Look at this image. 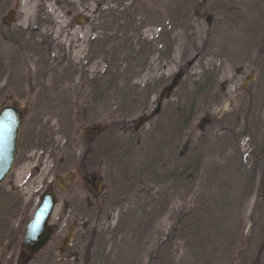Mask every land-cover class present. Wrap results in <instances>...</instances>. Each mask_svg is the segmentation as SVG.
<instances>
[{"label": "rangeland", "instance_id": "374dc122", "mask_svg": "<svg viewBox=\"0 0 264 264\" xmlns=\"http://www.w3.org/2000/svg\"><path fill=\"white\" fill-rule=\"evenodd\" d=\"M0 4V29L1 18L19 4L11 29L29 33L36 26L35 43L45 44L20 50L18 70L10 72L6 94L30 105L14 169L0 186V264H264V0ZM107 38L115 39L114 46L93 54L91 47ZM143 42L152 44L150 52L135 56ZM7 47L0 38V81L9 72ZM106 70H112L109 78L102 76ZM180 71L179 85L154 115ZM206 71L215 81L181 137L179 113L172 112L176 166L188 160L180 153L189 147L192 155L202 145L198 173H188L183 183L148 174L138 184L141 161L152 163L161 142L163 113L173 104L178 108ZM93 79L99 87L112 80L117 88L95 101ZM124 92L132 107L126 116L120 112ZM2 93L0 108L7 96ZM250 108L259 112L249 123L250 129L259 124V133L246 124ZM146 116L149 122L136 130ZM68 173L76 175L78 189H57L56 234L27 262L21 247L26 227L20 224L31 220L49 183ZM88 173L103 178L96 199L81 181Z\"/></svg>", "mask_w": 264, "mask_h": 264}, {"label": "trees", "instance_id": "16d2710c", "mask_svg": "<svg viewBox=\"0 0 264 264\" xmlns=\"http://www.w3.org/2000/svg\"><path fill=\"white\" fill-rule=\"evenodd\" d=\"M107 35V34H106ZM115 43V39H109L107 38L106 41L103 42H98L97 46H93L91 47V51L92 52H103L106 51L107 48L112 45L114 46ZM41 46L44 45V43L40 44ZM139 47L140 50L139 52H137L138 55L135 56H139V54L144 55L148 52H150V49L152 48V44H146V43H139ZM126 48V46H125ZM114 49V48H113ZM125 52V51H124ZM130 53L133 52L132 50L129 51ZM264 58V52L261 56V59ZM260 59V57H259ZM110 68V65L109 67ZM109 70V69H108ZM106 70L104 74H102V76H106V78H109L110 76V71ZM114 71L118 72V69H116L114 67ZM263 71V70H262ZM117 74V73H116ZM108 76V77H107ZM214 78L215 81V76H212V73L209 71H206L202 76L201 79L198 81V83H196L191 91V95L188 96L185 95L179 98V100L181 101L180 106L178 108L175 107V105H171L172 109H170L171 111H166L165 113H163L164 119H163V124L161 123V127H160V131L159 133L161 134V137L159 138L161 142H159V146L158 148H156L153 151V156H155V159L153 160V162H147V161H141V172L139 173V179L137 182L138 184L142 183V180L144 178V176H148L151 175L153 176V178L156 180H158L159 175H162L163 179L165 181H167V179L169 180H176V178H179V180L181 181V183L184 182V180L188 181L189 178H187V174L188 173H192V174H196L198 173L199 170V164H200V159L201 157V152L203 151L204 147L202 145L200 146H196L195 147V151L192 155H188L189 153V147L186 150V153H180V155L182 156H186L188 158L187 161H185L183 164L181 163V161L178 163V167L176 166V163L180 160L178 159V156L175 155V145L174 144V135H173V127L176 124L175 123V117H172V112L173 113H179V129L180 131H178V133L180 134V137L183 133L184 130H186L190 124L192 123V121L194 120L195 116H196V106H197V101L200 97L206 95L209 93V83H212V79ZM113 81H108L106 82L107 85L105 86H97L96 82H93V86H92V91L95 94V101H100L102 103L103 101V96H108V94L110 93L111 88L115 87L117 85V83L115 82L116 85L112 84ZM117 88V86H116ZM122 100H121V105H120V112L121 114L126 116V113L132 111V107H129V103L127 101V99H129L130 97L127 96V94L124 92L122 94ZM264 98V97H263ZM259 102V100L255 102V105H257V103ZM264 105V103H263ZM174 108V111H173ZM261 108V105H260ZM256 111V112H255ZM248 113V114H247ZM259 113V112H258ZM257 110H254V108H250V110L248 109L245 114H247L246 116V124H249L251 122H254L255 119H258L257 117ZM169 114V115H168ZM256 115V117H255ZM173 118V120H172ZM169 124V128L167 127ZM245 124V125H246ZM167 125V126H166ZM260 125L258 124V128L256 129H250V124H249V130L250 132H254L257 130V132L259 133V127ZM169 129V134H168V130ZM247 129V128H246ZM249 130H245L247 133H249ZM250 134V133H249ZM253 137V136H252ZM205 143V142H204ZM182 164V165H181ZM158 167L160 168L161 171H158ZM140 168V169H141ZM179 171L180 174H177ZM171 181V182H172ZM144 182V181H143ZM8 196V195H7ZM15 195L9 196L8 198L10 199H14ZM18 205L21 209L22 207V203L21 201H18ZM29 220L26 219L24 222H22L20 224V226L22 227V230L27 226ZM24 232V231H23Z\"/></svg>", "mask_w": 264, "mask_h": 264}, {"label": "water", "instance_id": "95a60500", "mask_svg": "<svg viewBox=\"0 0 264 264\" xmlns=\"http://www.w3.org/2000/svg\"><path fill=\"white\" fill-rule=\"evenodd\" d=\"M105 1V0H103ZM17 6L15 10H17ZM14 11L12 12L13 15ZM83 19V22L87 23L88 20L78 16V20ZM182 72L180 71L172 80L169 86H167L159 97L157 102V110L154 115L159 112V108L162 102L169 98L174 89L179 85ZM249 79L246 80L248 82ZM24 112L14 107L5 108L0 112V185L5 182L7 177L13 170V166L18 154V136L22 126ZM151 117H140L137 121L136 129L142 124L149 122ZM95 129H100V125L96 124ZM101 192V191H97ZM57 201L52 194H44L40 203L34 212V215L26 228V233L23 237L22 246L29 251L31 255L38 254L44 249L50 242L54 230L50 227V219L53 215ZM71 235H69L70 237ZM68 237V239H69ZM67 243H65L64 248ZM24 256V255H23ZM28 255L27 260H30Z\"/></svg>", "mask_w": 264, "mask_h": 264}, {"label": "flooded vegetation", "instance_id": "af4514ba", "mask_svg": "<svg viewBox=\"0 0 264 264\" xmlns=\"http://www.w3.org/2000/svg\"><path fill=\"white\" fill-rule=\"evenodd\" d=\"M17 1L18 0H15V2H17ZM1 3H2V1H1ZM0 5H1L0 6V13H3L2 12L3 11V8H2L3 5L2 4H0ZM14 8L11 11H9L8 14L4 15L1 18V28H3V30L0 29V38H1L3 43L7 44V46H8L7 48L8 49H10L9 47L12 48V50H7L5 55H4V58L7 59L6 63L9 65V72L7 73L6 76L5 75L3 76L1 74L2 80L0 81V84H4V87H2V89H0V92L3 91L2 94H6L7 92H9L8 89L10 88L9 87L10 84H11L10 79L12 77V75H10L11 69H14L13 71H17L18 70V68L16 67L17 66L16 64H18L17 63V61H18L17 60V53L20 52V50L24 51V50L30 49L32 47L35 48V49L36 48L39 49L40 47L44 48L43 46L40 45L41 43H35V39L39 40V39L36 38L37 35H38V33H36V31H35V30H37L36 26H35V28H32L33 31L31 30V31H29V33L28 32L26 33L25 31L21 32L19 29H16V30L15 29L14 30L11 29L12 25L14 24V19H15V16H16V12H14L13 15H12V12L14 11ZM28 34H30V35H28ZM31 34H33L34 36L32 37ZM35 34H36V36H35ZM25 38H28L27 39L28 42L25 41L26 40ZM40 39H42V38H40ZM42 41H43V39L40 42H42ZM93 43H94V41H93ZM35 52H37V50H35ZM95 53H98V52L96 51ZM95 53L93 52V54H95ZM36 56L38 57V55L35 53L34 57H36ZM94 81L96 82L97 79H95V80L93 79L90 83H93ZM8 94H10V93H8ZM32 95L33 94H31V96ZM14 99L15 98H14L13 95H7L6 96V100L3 102V104H2V106L0 108V111L3 110L4 108L14 107V108H17L19 110L24 111V113H25L24 114V119H25V117H26V115L28 114V111H29L30 103L27 102L23 106H21L18 102L13 101ZM165 104L166 103H164L162 105V107L165 106ZM167 104H168V102H167ZM173 111H174V108H173ZM86 154L88 156L91 155L90 156V158H91L90 165L93 164V156L95 154V147H90V149H87L86 150ZM56 179H57L56 183H55V180H54V182H50L49 183V186L46 188L44 193L52 194L54 197L57 198V193H56L57 189H58V191H62V192H66L67 190H69L72 187L74 188V190L78 189V188H76V186H73V185H75L74 183L76 181V175L74 173H68L64 178L57 177ZM101 179L103 180V178H101L99 176V174H97V173H88V174H84L81 177V181L84 182V184L91 190V195L94 197V199H96V197H98L99 194H101V192L103 190V185L101 184L102 183ZM97 191H101V192L97 193ZM42 195H41V197H42ZM41 197L39 198V202H40ZM73 228L74 227H72V229L68 233V235L71 234V238H70L67 246L72 241V237H73V235L75 233ZM55 234H56V228H55ZM55 234H54V236H55ZM68 235H67V237H68ZM67 237H66L65 240H67ZM65 250L66 249H63V245H62V250L61 251L64 253ZM25 253L23 252V255H26Z\"/></svg>", "mask_w": 264, "mask_h": 264}, {"label": "bare ground", "instance_id": "6f19581e", "mask_svg": "<svg viewBox=\"0 0 264 264\" xmlns=\"http://www.w3.org/2000/svg\"><path fill=\"white\" fill-rule=\"evenodd\" d=\"M27 1L29 2V0H26V2H27Z\"/></svg>", "mask_w": 264, "mask_h": 264}]
</instances>
